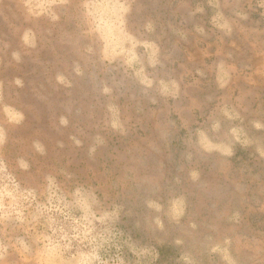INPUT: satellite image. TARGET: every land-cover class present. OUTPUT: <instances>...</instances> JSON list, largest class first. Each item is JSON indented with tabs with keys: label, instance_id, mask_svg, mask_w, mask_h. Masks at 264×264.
<instances>
[{
	"label": "rangeland",
	"instance_id": "obj_1",
	"mask_svg": "<svg viewBox=\"0 0 264 264\" xmlns=\"http://www.w3.org/2000/svg\"><path fill=\"white\" fill-rule=\"evenodd\" d=\"M0 264H264V0H0Z\"/></svg>",
	"mask_w": 264,
	"mask_h": 264
},
{
	"label": "trees",
	"instance_id": "obj_2",
	"mask_svg": "<svg viewBox=\"0 0 264 264\" xmlns=\"http://www.w3.org/2000/svg\"><path fill=\"white\" fill-rule=\"evenodd\" d=\"M162 251H160V253H161Z\"/></svg>",
	"mask_w": 264,
	"mask_h": 264
}]
</instances>
